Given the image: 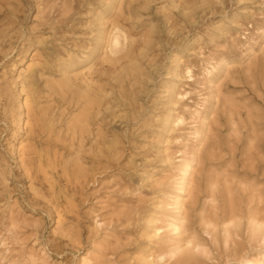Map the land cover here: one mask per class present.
<instances>
[{
	"label": "rangeland",
	"instance_id": "1",
	"mask_svg": "<svg viewBox=\"0 0 264 264\" xmlns=\"http://www.w3.org/2000/svg\"><path fill=\"white\" fill-rule=\"evenodd\" d=\"M256 223L264 0H0V264H264Z\"/></svg>",
	"mask_w": 264,
	"mask_h": 264
},
{
	"label": "bare ground",
	"instance_id": "2",
	"mask_svg": "<svg viewBox=\"0 0 264 264\" xmlns=\"http://www.w3.org/2000/svg\"><path fill=\"white\" fill-rule=\"evenodd\" d=\"M115 43L116 44H119V39L116 38L115 39ZM23 150V149H22ZM28 169V168H27ZM255 230L257 231V233L261 236V238L264 240V225L263 224H260V223H256L255 224ZM195 242V241H193ZM198 244V243H196ZM197 246V245H196ZM193 247V246H192ZM195 247V246H194ZM145 262V260H144ZM146 263V262H145ZM247 264H255V262L253 261H248Z\"/></svg>",
	"mask_w": 264,
	"mask_h": 264
}]
</instances>
